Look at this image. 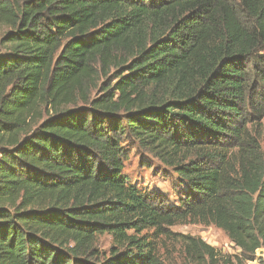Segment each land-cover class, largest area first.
Wrapping results in <instances>:
<instances>
[{"label": "trees", "instance_id": "obj_1", "mask_svg": "<svg viewBox=\"0 0 264 264\" xmlns=\"http://www.w3.org/2000/svg\"><path fill=\"white\" fill-rule=\"evenodd\" d=\"M130 143L172 199L129 182ZM161 239L264 264V0H0V264H165Z\"/></svg>", "mask_w": 264, "mask_h": 264}, {"label": "rangeland", "instance_id": "obj_2", "mask_svg": "<svg viewBox=\"0 0 264 264\" xmlns=\"http://www.w3.org/2000/svg\"><path fill=\"white\" fill-rule=\"evenodd\" d=\"M105 74L101 75L103 83H107L109 79H114L115 69H104ZM107 74V75H106ZM96 94L91 89V96ZM46 108L39 109L38 114L32 118L33 127L41 123L48 116ZM124 148L129 150V160L126 163L125 174L129 182L144 190L158 191L164 197L172 199L174 195V175L170 170H166L151 156L139 150L132 143L124 144ZM175 234L190 235L202 239L208 245L221 251L223 254L238 255L239 249L228 239L226 234L214 226L203 225H180L171 229ZM96 245L104 252H108L113 245V238L109 235H103L97 238ZM159 255L165 264H188L185 260L180 244L171 242L170 240L161 239V247ZM264 260V256H263ZM254 264V263H246Z\"/></svg>", "mask_w": 264, "mask_h": 264}]
</instances>
